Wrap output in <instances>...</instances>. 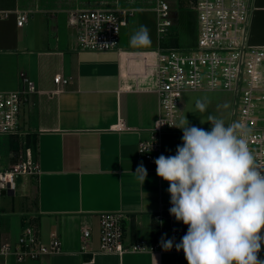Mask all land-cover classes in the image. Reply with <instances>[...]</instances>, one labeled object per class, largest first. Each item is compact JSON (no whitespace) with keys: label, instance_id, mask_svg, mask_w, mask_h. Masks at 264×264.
Here are the masks:
<instances>
[{"label":"crops","instance_id":"obj_1","mask_svg":"<svg viewBox=\"0 0 264 264\" xmlns=\"http://www.w3.org/2000/svg\"><path fill=\"white\" fill-rule=\"evenodd\" d=\"M117 1L103 6L94 0H0V8L11 10L8 18L0 19V91H27L25 78L34 82V91L22 106L20 128L40 166L18 195L4 193L0 198V245L14 243V234L27 223H33L44 240L51 233L62 240L60 252L19 264H188L183 250L165 251L161 246L162 238L179 243L188 226L170 215L169 184L138 150L159 114L157 93L136 87L123 72L125 56L138 49L124 45L121 37L122 52L79 50L75 30L66 17L57 16L87 7L143 10L133 0ZM20 13L27 14L23 25L17 24ZM250 39L264 45V0H253ZM57 73L70 78L60 90L54 82ZM203 92L215 91L184 93L179 123L186 117L190 126L210 130V123H201L208 111L196 108ZM182 135L179 128L165 131L160 155H175L173 147L182 144ZM141 163L147 169L143 185L134 174ZM103 211L123 214L124 246L144 242L160 243V248L100 251ZM85 225L92 235L88 251L82 252ZM258 258L264 259V245Z\"/></svg>","mask_w":264,"mask_h":264},{"label":"built area","instance_id":"obj_2","mask_svg":"<svg viewBox=\"0 0 264 264\" xmlns=\"http://www.w3.org/2000/svg\"><path fill=\"white\" fill-rule=\"evenodd\" d=\"M197 13V44L189 50L165 41L172 21L167 0H153L159 43L155 47L132 51L125 56L124 75L136 87L155 91L159 114L148 139L138 143L140 155L153 161L161 154L162 135L179 125L183 95L190 90L225 91L231 94L229 124L242 122L250 130L247 143L257 163L264 165V45L250 39L253 0H177ZM131 8L87 7L68 11L67 21L75 30L79 50H119L122 27ZM10 9L0 8V19L8 18ZM26 13L18 14L23 25ZM122 52V51H121ZM70 78L57 73L54 82L62 89ZM27 91H0V198L15 193L18 177L35 176L40 171L34 148L27 133L20 128L22 106L34 91V82L25 78ZM145 81V82H143ZM171 207V205H170ZM124 216L120 211L99 215V250L123 253L160 248V243L137 242L124 246ZM91 227H82V252L88 251ZM173 249L175 245L173 244ZM62 249L61 237L51 233L44 240L33 223L23 226L18 241L2 243L0 257L17 261L54 254ZM0 264H2L0 262ZM7 264V263H4Z\"/></svg>","mask_w":264,"mask_h":264},{"label":"clouds","instance_id":"obj_3","mask_svg":"<svg viewBox=\"0 0 264 264\" xmlns=\"http://www.w3.org/2000/svg\"><path fill=\"white\" fill-rule=\"evenodd\" d=\"M150 43L144 25L130 38L133 47ZM206 107L196 102L199 111ZM201 123H210V130L190 126L186 117L171 125L182 130V144L175 155L154 160L156 175L169 184L170 215L188 226L176 251L183 250L188 264H264L258 258L264 245V165L248 147L250 130L211 114ZM134 174L143 185V163ZM173 243L161 240L165 251Z\"/></svg>","mask_w":264,"mask_h":264},{"label":"rangeland","instance_id":"obj_4","mask_svg":"<svg viewBox=\"0 0 264 264\" xmlns=\"http://www.w3.org/2000/svg\"><path fill=\"white\" fill-rule=\"evenodd\" d=\"M97 2V5L107 6L108 4L115 3L114 0H94ZM133 5L137 6V4H141L143 10L135 11L133 15H129L127 20V25L122 28L121 37L122 43L129 48L134 49H144L146 46L142 47H133L130 45V38L134 34L136 30L139 29L141 25H144L149 30V35L151 39L150 45L147 46H155L158 41V35L156 32V20L157 15L154 10L147 11L153 9V0H133ZM117 2L123 4L126 0H118ZM169 4V18L172 21V27L169 30V34L165 36V41L174 42L175 46L179 48H183L184 50H189L191 47L196 46L197 37L199 32V22L197 18V13L190 8L181 6L178 4L177 0H167ZM118 7V6H117ZM138 8V7H137ZM140 9V8H139ZM58 17H66L67 14L65 12H58ZM172 40V41H171ZM157 46V45H156ZM151 48V47H146ZM184 98V97H183ZM231 94L225 91H215V92H203V97L199 99L206 103V110L208 114L214 115L218 118H222L225 120L226 124L230 120V111H231ZM229 115V118H228ZM179 144V143H178ZM177 148V147H176ZM176 148L173 147V152L176 154ZM27 177H18L17 184L18 187L15 191V194L21 190L22 186H26ZM13 217V216H12ZM28 224V223H27ZM26 225V224H25ZM23 229V228H22ZM21 229V231H22ZM15 233V241H18L19 236L21 234ZM7 264H19L16 259L13 257H7ZM0 262L4 263V258L0 257Z\"/></svg>","mask_w":264,"mask_h":264},{"label":"water","instance_id":"obj_5","mask_svg":"<svg viewBox=\"0 0 264 264\" xmlns=\"http://www.w3.org/2000/svg\"><path fill=\"white\" fill-rule=\"evenodd\" d=\"M5 193V192H4Z\"/></svg>","mask_w":264,"mask_h":264}]
</instances>
